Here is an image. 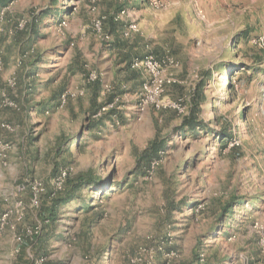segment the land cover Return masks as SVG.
I'll use <instances>...</instances> for the list:
<instances>
[{
	"label": "rangeland",
	"instance_id": "rangeland-1",
	"mask_svg": "<svg viewBox=\"0 0 264 264\" xmlns=\"http://www.w3.org/2000/svg\"><path fill=\"white\" fill-rule=\"evenodd\" d=\"M263 134L264 0H14L0 264H264Z\"/></svg>",
	"mask_w": 264,
	"mask_h": 264
},
{
	"label": "trees",
	"instance_id": "trees-1",
	"mask_svg": "<svg viewBox=\"0 0 264 264\" xmlns=\"http://www.w3.org/2000/svg\"><path fill=\"white\" fill-rule=\"evenodd\" d=\"M14 0H0V9L5 8L7 6H9ZM144 1V0H142ZM245 35V33H244ZM97 111L99 110V106L96 109ZM111 114V110H108L104 115H109ZM183 127H186L189 130L192 131H196L197 130V124L196 122L192 119V118H186L183 124ZM201 129H204L203 127ZM227 131V129H225V132ZM223 138L228 139L229 136L227 134H222L221 137V142H223ZM161 148H162V142L157 141V142H153V144H151L150 150L148 152H145L142 156H141V163L144 164V168H146L147 170L150 169L152 163H154L155 161H157V159L159 158V153L161 152ZM93 178L89 177L88 175L86 176H80L77 179H75L74 181H71V194L76 193L77 191H79V189L85 185V184H89L90 186L94 184L93 182ZM69 183V181H68ZM68 192L69 189L67 190ZM71 197V195H70ZM234 198V197H232ZM52 200H54V205L56 206L57 204H62L64 201V198H52ZM69 200V198H68ZM236 202H233V204ZM235 205V204H234ZM239 205V204H238ZM231 209V205L227 204L226 206H224V208L222 209L223 213H226L227 211L229 212ZM52 212L54 211V209L51 210ZM50 216H53V214H51ZM195 264H199V257L195 254Z\"/></svg>",
	"mask_w": 264,
	"mask_h": 264
},
{
	"label": "built area",
	"instance_id": "built-area-1",
	"mask_svg": "<svg viewBox=\"0 0 264 264\" xmlns=\"http://www.w3.org/2000/svg\"><path fill=\"white\" fill-rule=\"evenodd\" d=\"M150 63L151 62V59L146 57L145 60H144V63ZM263 138H264V134H263ZM263 143H264V140H263ZM38 192H39V189H37V187H33V191H32V198H31V204L32 206H35V207H38V204H39V201H38ZM259 247L264 250V237H262L260 240H259Z\"/></svg>",
	"mask_w": 264,
	"mask_h": 264
}]
</instances>
